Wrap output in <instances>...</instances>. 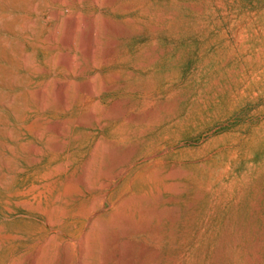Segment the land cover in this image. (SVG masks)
<instances>
[{
  "label": "rangeland",
  "instance_id": "1",
  "mask_svg": "<svg viewBox=\"0 0 264 264\" xmlns=\"http://www.w3.org/2000/svg\"><path fill=\"white\" fill-rule=\"evenodd\" d=\"M84 242L264 264V0H0V264Z\"/></svg>",
  "mask_w": 264,
  "mask_h": 264
},
{
  "label": "bare ground",
  "instance_id": "2",
  "mask_svg": "<svg viewBox=\"0 0 264 264\" xmlns=\"http://www.w3.org/2000/svg\"><path fill=\"white\" fill-rule=\"evenodd\" d=\"M55 1H57V0H55ZM58 13V12H57ZM54 14H56L55 12H54ZM59 14V13H58ZM58 14H56V16H59ZM75 21L73 20V23H74ZM91 24V23H90ZM72 25V24H71ZM73 29V28H72ZM95 24H92L91 25V29H90V35H91V37H94V34H95ZM89 35V36H90ZM65 44H72L71 43V41L70 40H66V42H65ZM53 47H52V45L51 44H48L47 43V49L48 50H51ZM92 52H93V50H92V48L91 47H89L88 49H87V51H86V53L88 54V56H91L92 55ZM115 53V52H114ZM112 54V53H111ZM112 57V56H111ZM90 58V57H89ZM93 58V57H92ZM103 62V61H102ZM63 63V62H62ZM64 64L65 65H70V61H66V62H64ZM71 66V65H70ZM67 67V66H66ZM85 70V69H84ZM84 73V72H83ZM65 86V85H64ZM86 86V85H85ZM92 86H93V84L92 85H87L86 87H85V90L87 91V92H93V90H92ZM68 88V87H67ZM66 89V88H65ZM93 89H94V87H93ZM64 90V89H63ZM95 91V90H94ZM64 92H65V90H64ZM65 94V93H64ZM65 96V95H64ZM63 96V97H64ZM66 97V96H65ZM65 97L63 98L64 100H66L65 99ZM102 188H104V187H102ZM101 194H102V192H101ZM100 194V195H101ZM100 197V196H99ZM98 197V198H99ZM97 198V197H96ZM97 198V199H98ZM100 199H101V197H100ZM103 199V198H102ZM95 201V200H94ZM93 201V202H94ZM96 202V201H95ZM97 202H99L100 203V201H97ZM96 202V203H97ZM98 203V204H99ZM94 204V203H93ZM92 204V205H93ZM93 206H96V204H94ZM98 206V205H97ZM92 207V206H91ZM95 209H97V208H95ZM94 211V207H93V209H91V211ZM95 212V211H94ZM98 218V217H97ZM95 221V220H94ZM93 225V224H92ZM94 226V225H93ZM93 226H91V228L93 227ZM93 229V228H92ZM96 229V228H95ZM91 233V232H90ZM86 238H87V236H86ZM89 238V237H88ZM88 238H87V240H88ZM80 241V240H79ZM84 244H85V242H84ZM89 246H88V242L84 245V247L82 248V257H83V259L81 260L82 261V263L81 264H89L88 263V261H87V258H88V255L91 253V252H89ZM89 253V254H88ZM67 254V253H66ZM69 254V253H68ZM66 258V257H65ZM65 263L64 264H71L72 263V261H71V259L68 257L67 259H66V261H64ZM79 264H80V262H79Z\"/></svg>",
  "mask_w": 264,
  "mask_h": 264
}]
</instances>
